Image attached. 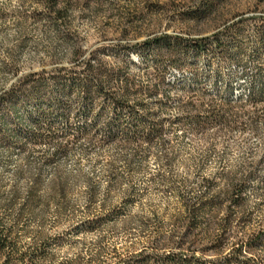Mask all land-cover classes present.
I'll return each mask as SVG.
<instances>
[{
    "label": "rangeland",
    "instance_id": "rangeland-1",
    "mask_svg": "<svg viewBox=\"0 0 264 264\" xmlns=\"http://www.w3.org/2000/svg\"><path fill=\"white\" fill-rule=\"evenodd\" d=\"M205 1L78 0L66 22L55 25L46 0H0V102L19 80L56 71L75 74L96 54L105 68L125 71L130 82L143 90L132 96V104L144 102L162 118L185 115L181 107L192 96L201 99L203 95L205 103L212 98L245 99L258 86L256 68L262 61L258 60L256 22L264 18V0H225L212 15L194 18ZM240 21H244L243 36L225 35L228 27ZM167 36L191 45L201 39L210 43L204 54L196 56L190 48L179 56L184 62L179 67L171 58L162 57V80L154 70L158 58L147 48ZM218 39L224 48L218 49ZM79 48L82 53L77 59L74 53ZM240 58L242 65L237 63ZM154 85H158L157 92L151 90ZM114 86L119 89L120 83ZM67 101L68 119L47 98L42 104L41 112L50 113L49 122L57 129L62 147L68 148L57 157L54 144H31L38 119L36 101L20 104L17 118L7 107L0 111L18 139V143L4 141L0 135V222L14 230L22 251L35 247L41 234L53 240L49 247L53 264L75 260L87 264L101 246L109 252L114 248L123 254L132 251V245L142 240L139 220L168 221L179 210L181 202L174 188L157 184L162 175L199 194L193 160L209 156L208 174L221 171L219 160L224 161L226 171L244 162L264 160V131L258 135L217 127L185 131L176 125L168 135L175 159L172 168L163 171L165 154L157 146L152 158L129 172L124 166L126 152L108 144L103 126L93 131L92 142L74 137L64 140L93 120L85 118L84 102L76 94ZM23 144H27L24 149ZM248 197L252 222L239 229L240 237L264 230L263 194L254 190ZM119 209L124 212L118 221L105 224L98 232L86 229L88 223ZM126 220L131 222L128 229ZM262 243L247 260L264 264L263 239Z\"/></svg>",
    "mask_w": 264,
    "mask_h": 264
},
{
    "label": "trees",
    "instance_id": "trees-1",
    "mask_svg": "<svg viewBox=\"0 0 264 264\" xmlns=\"http://www.w3.org/2000/svg\"><path fill=\"white\" fill-rule=\"evenodd\" d=\"M78 0H46L48 16L55 25L66 22L71 9ZM225 0H207L195 11L193 17L201 18L212 15ZM258 30V60L262 61L256 68L258 86L254 87L245 98L222 99L212 98L207 103L201 99L188 97V102L182 105L186 114L176 119L161 117L160 113L152 112L144 102L132 104V96H139L143 91L133 85L125 71L109 70L98 55L91 57L85 63V68L75 71V74L63 75L53 72L48 75H30L18 81L12 91L0 102V111L8 109L10 115L17 114L20 104L36 101L38 119L34 120L35 129L30 137L33 145H53L55 157L68 148L62 147L56 128L49 122L50 113L41 112L46 98L53 103L65 119L69 118L70 96L76 94L84 102L86 119H93L86 129L69 134L64 140L74 137L75 140L92 142L96 132L103 126L108 132V144L116 145L125 151L124 166L132 171L136 164L141 165L154 156V148L163 149V171L171 169L174 157L171 154L172 141L168 135L174 126L187 130L202 127H217L241 132L260 134L264 131V18L256 22ZM244 21L233 24L226 29L225 35L231 37L243 36ZM218 37V36H216ZM68 41V39H64ZM209 39H201L194 44H185L181 40L164 37L148 45L147 51L153 53L157 65L154 67L158 76L164 80V69L161 68L162 57L171 58L176 67L184 62L179 56L191 48L196 56L208 51ZM218 49L224 48V43L218 39ZM81 49L74 53L75 58L81 57ZM127 58V54L124 55ZM126 60V59H125ZM126 62H128L126 60ZM124 62L127 69L129 64ZM237 63L242 65L240 58ZM126 70V69H125ZM120 83L119 89L115 84ZM163 83V82H162ZM161 84V83H159ZM164 84V83H163ZM160 87V86H159ZM151 89V88H150ZM153 91L158 90L154 85ZM149 91L153 95V91ZM198 90L193 91L198 93ZM155 92V93H156ZM162 108L164 104L162 103ZM99 107L98 112L96 109ZM88 121V120H87ZM8 120L0 116L1 140L13 142L17 139L16 131L10 127ZM97 131V132H98ZM95 134V135H94ZM15 143H18L15 142ZM25 148L27 144L20 145ZM210 157L193 160L196 174L195 185L200 189L186 184L175 185L162 175L157 184L174 188L175 197L181 202L174 216L168 221L141 219L138 222V232L142 238L140 243L132 245V251L120 253L117 248L109 252L100 247L97 254L87 264H258L247 260V255H255L257 248L263 246L264 230L252 235H242L246 225L252 222L249 211L250 191L258 190L264 197V160L244 162L239 167L228 171L223 160H219L221 171L208 174L207 166ZM208 174V175H207ZM32 208L31 203H27ZM124 211L119 209L107 218L97 219L86 225L91 232H98L105 224L121 219ZM129 228L131 222H124ZM240 229V230H239ZM245 234V233H244ZM35 247L22 251L16 240L14 230L0 222V264H53V256L49 252L53 240L41 234ZM262 243V244H261ZM140 248L137 249V247ZM142 246V247H141ZM246 259L245 261L243 260ZM59 264H83L81 260Z\"/></svg>",
    "mask_w": 264,
    "mask_h": 264
}]
</instances>
